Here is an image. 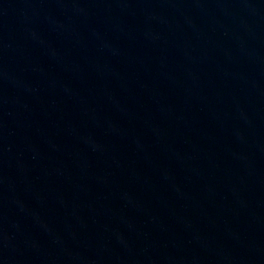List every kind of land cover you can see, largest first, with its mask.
<instances>
[{
  "label": "water",
  "instance_id": "water-1",
  "mask_svg": "<svg viewBox=\"0 0 264 264\" xmlns=\"http://www.w3.org/2000/svg\"><path fill=\"white\" fill-rule=\"evenodd\" d=\"M0 264H264V0H0Z\"/></svg>",
  "mask_w": 264,
  "mask_h": 264
}]
</instances>
